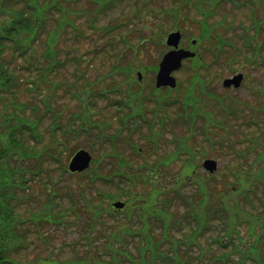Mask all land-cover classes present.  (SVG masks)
Masks as SVG:
<instances>
[{
  "label": "trees",
  "instance_id": "obj_1",
  "mask_svg": "<svg viewBox=\"0 0 264 264\" xmlns=\"http://www.w3.org/2000/svg\"><path fill=\"white\" fill-rule=\"evenodd\" d=\"M79 1L0 3V17L5 16L0 20V264H203L205 261L246 264L247 259L264 264V165L255 171L242 170L240 165L228 166L227 176L234 175L236 179H218L214 173H204L197 167V160L210 151H196L193 141L199 131L206 135L205 141L216 146L211 135L213 128L227 127L231 118L248 117L242 114L244 108L228 104L223 95L211 91V72L214 64L224 63L231 69L236 64L243 66L242 59L264 65V14L256 13L259 4L264 6V0H173V4L163 5L158 11L148 3L144 6L135 3L137 16L146 6L148 12L162 20L158 30L149 26L148 35L144 27L127 35L128 20L99 23L103 13L128 0H89L93 9L78 7ZM238 6L250 7L249 22L228 21L229 13L223 12ZM193 9L198 16L191 19L199 27L195 47L208 42L214 58L206 60L199 54L194 58L189 66L192 75L183 92L185 101L173 94L178 86L141 87L134 76L138 65L126 55L143 54L150 44L165 45L161 25L172 19L169 29L181 26V15L184 13L183 19L188 20ZM79 17L83 18L80 23ZM211 17L215 22H211ZM84 24L95 35L86 33ZM135 31L138 41L129 39ZM86 37L93 38L98 50H105L104 46L116 49L111 67L94 79L82 69V61L83 56L98 50L82 51L77 44ZM66 39H70L68 46L64 44ZM20 57L29 60L28 65L18 63ZM71 61L76 62L73 64L77 80L72 84L70 79L56 77ZM143 67L146 72L151 70L147 65ZM81 76L87 77V81L79 83ZM22 87L33 100L20 99ZM59 89L67 90L79 107L66 117L53 104ZM200 90L206 91L207 96L201 97ZM260 96L262 99L264 94L261 92ZM108 99L113 101L110 105L119 113L121 125H113L98 106L99 100ZM176 104L178 111L170 112L169 107ZM259 106L264 110V101L247 108L254 111ZM123 108L129 113L122 112ZM156 116L160 118L159 136L168 125L184 126L185 143L179 145L185 155L183 170L160 173L148 168L146 172L142 171L143 164H132L133 171L122 172L125 159L120 157L108 175L102 172L105 157H96L94 172L78 173L89 181L74 190L71 184L63 183L66 174L74 175L67 172L64 163V153L71 144L87 138L100 151L97 139L103 148L109 141L115 145L121 137L133 138L134 134L143 133L146 123L151 125L144 136L148 139ZM252 121L264 123V114L248 122ZM108 127H114L115 131L108 133ZM253 143L251 138L249 150L254 148ZM245 156L246 151L242 157ZM260 160H264V144L255 156L254 166ZM57 169L61 172L54 178L52 171ZM37 179L42 182L44 197L32 193L31 185ZM99 184H115L118 188L116 192H101ZM121 197L128 204L135 201L132 208L125 210L122 220L110 203ZM49 225L75 235L54 250L49 238L55 235L44 231ZM245 225L248 226L245 231L253 237L246 246ZM257 226L263 230L258 231ZM41 229L45 233L38 237L50 251L39 253L33 260L20 258L34 243L29 240L30 232ZM209 236L211 245L231 248L236 256L230 257V251L213 252L204 242Z\"/></svg>",
  "mask_w": 264,
  "mask_h": 264
},
{
  "label": "rangeland",
  "instance_id": "obj_2",
  "mask_svg": "<svg viewBox=\"0 0 264 264\" xmlns=\"http://www.w3.org/2000/svg\"><path fill=\"white\" fill-rule=\"evenodd\" d=\"M0 3H4V0H0ZM138 4L141 6L146 5V3H148L149 5L155 7V11H158L161 6L163 5H170L173 4L174 1L173 0H128V1H123L122 3L116 5L113 9H110L109 11H107L106 13H103L100 17H99V23L102 24H106L108 22H115V21H119V20H128L127 25L125 23V27H126V34L129 35L130 31L132 30H138L140 27H144L142 29H144L145 31V35H148L150 33V25H154L156 27V29H159L158 23L161 22L162 20H159L158 18H156V16H154L153 12H148V7L145 6L144 11L139 14L138 16L135 14V5L134 4ZM231 5V4H230ZM232 6V5H231ZM78 7L81 8H91L93 9V5L90 4L89 0H80L78 2ZM234 7V6H233ZM231 8V10L228 11H224L229 13V17H228V21L231 20H235L237 23H239L240 21L244 20L246 22H249L250 20V12L251 9L249 8H243V7H236ZM194 11H188V13L190 12V14H188V20H184L183 16L184 13L181 15V19H180V25L182 26H187V28H185V32H184V36L182 39V44L186 47H190V45H197L196 43H192L190 42L191 39H193V37H196L197 35H199V27L198 25H196L195 20H192L191 18L194 16H198L197 15V11L195 9H193ZM187 11V10H186ZM256 13L258 16H261L262 14H264V6L263 4H259L257 6V10ZM151 14V15H150ZM217 15V14H216ZM214 15V17L216 16ZM5 16L0 17V20H2V18ZM214 17H211V22H215L214 21ZM218 18L219 15H217ZM167 20V18L165 19ZM172 19L167 20L166 22H164V24L161 25L162 29L164 30V37L163 39L166 40V35L167 33L170 31L168 30L169 27H171V22ZM83 18H78V22H82ZM239 25V24H238ZM236 27L237 32L240 31V26ZM122 28L123 30L125 29ZM173 27H176L173 25ZM84 28H85V32L89 33V35H95L94 33L91 32V29H88L87 24H84ZM175 29V28H173ZM231 31H233L232 28H230ZM161 31V30H159ZM136 35V31L132 36H129V39H132L134 41H138L135 38ZM142 36V35H140ZM109 37V35H107L106 37L101 38L100 42H102L103 40L105 41L107 38ZM143 37V36H142ZM262 38V36L260 37V39ZM69 41V42H68ZM68 42V43H66ZM70 43V39H66L64 41V44H66L68 46V44ZM78 46L82 49V51H89L91 49H97L96 48V42L93 40L92 37H86V38H81V41H77ZM201 44V43H200ZM242 44V42L240 43V45ZM121 46V45H120ZM119 46V47H120ZM243 46V45H241ZM106 49L105 50H98L96 53H89L86 56H83L84 60L82 61V69H86L87 73L90 74V78L94 79L97 77V74L101 73V72H106L110 67H111V63H112V59L114 58V54L116 53V49L113 48L112 46H105ZM104 48V47H103ZM197 50L200 51V56H203L204 59L206 60H212L214 58V55L210 52L213 51V47L211 44H209L208 42H204L203 45H201L200 47L196 48ZM228 51H231L232 49L228 48ZM244 49V48H243ZM167 50V46L160 44L158 47L157 45H152L150 44V46L148 47L147 51L144 52L143 54H136V53H128L126 55L128 60H133L139 67L141 70V80H139L141 82V87H145L147 89H149L153 84H154V73L152 71H148L145 72L144 71V67L143 65H147L148 67L151 68L152 65L157 64L159 62V60L162 57V54ZM227 51V52H228ZM62 55H64V53H62ZM83 55V53H82ZM91 56V57H90ZM224 58H229L224 57ZM18 63H24V60L22 58L18 59ZM244 65L242 66L241 64H236V69L235 72L238 71H242V72H246L247 74L249 73V75H247L246 79L244 80L242 86H240L239 88H235V87H231V88H226L223 85V79L225 77L231 76L233 75V73H235L234 71H232L231 68L227 67L224 63L223 64H214L215 67L212 70V79H211V87L212 89L216 90V92H222L224 93V97H225V101H227L228 104H232L234 107H238V108H244L242 109V114L248 116L246 118H238V119H234L231 118L229 120L228 126L225 128H213L212 130V138L216 144V146H212L210 145L207 141H205V137L206 135L202 134L201 132L198 131V135L196 138H194V148H196V151L199 150H203V149H209L210 153L207 154L205 157L211 156L215 159L218 160V168L216 169V171L214 172V174L216 175V178L218 179H222V180H226V179H232V181L234 179H236V177L234 175H228L227 172H229L228 170V166H231V168H237V166L240 165V168L242 170H246V169H252V171L257 168V167H261L264 165V160H260L256 163V165L254 166V159L255 156H258V154H260L261 152V147L264 144V123L262 121H252V122H248L251 118H255V119H259L263 116L264 114V110L262 109V107L259 106V109H257V107H255V110L253 111L252 109L247 108V105H253L258 101H264V97L261 99L260 93L262 92L264 94V67L263 66H259L258 65H253L250 64L248 62H245L244 59H242ZM76 64L75 61H71L69 63H66L62 68L61 71L56 74V77L58 79L63 78V79H70V84H72V82H77L76 78H75V70L76 68L74 67V64ZM143 63V64H142ZM189 64L190 61L188 62ZM222 63V62H221ZM213 65V66H214ZM138 70V69H137ZM221 72V73H217V72ZM216 72V73H215ZM174 74L178 77V80H180L181 84L186 87V85L188 84V81L191 77V73H190V69L188 67L181 69L178 72H174ZM216 74V75H214ZM137 76V73L135 74ZM210 76V74H208ZM27 76H32V75H27ZM140 78V77H139ZM81 80H86L87 81V77L85 76H81L79 83H82ZM67 81L64 80L63 82V86H66ZM107 85V83H106ZM105 86V84L103 85ZM253 88V89H252ZM47 91L44 90V93H46ZM200 94L203 96L204 93L200 92ZM259 94V95H258ZM19 97L22 100H33L32 97H28L27 96V92L24 91V88L22 87V90L19 93ZM185 96H183L182 93V98H184ZM186 98V97H185ZM227 99V100H226ZM191 100V99H190ZM99 107L102 108L103 113L108 114V116H115L117 115L115 112V108L114 107H110L107 108L108 104H111V102L109 100H99ZM253 103V104H252ZM53 104L55 105V107L58 109V111L63 112L64 117L68 116L70 113L74 112L76 109H78L79 107L77 106L76 100L73 99L72 95L67 92V90L65 89H59L58 90V94L56 95V97L54 98V102ZM151 106H153L151 104ZM173 109V107L171 108ZM100 111V110H99ZM172 110H170L171 112ZM250 112H254L252 114H250ZM148 116H150L149 113H147ZM249 119L244 121V119ZM47 123V121H46ZM156 126H158V123H156ZM173 126L168 125V129L164 130V139H162L160 146L157 148L155 146L154 149H156V151H154V149L151 147V144L149 142H145L144 139H142L140 136H136V140L140 143V145H142L144 147V151L142 152H135L134 151V147L127 143V142H122V147L121 150L125 153L126 159L130 160L131 163L133 164H141L144 162H148L150 165V168L154 171V172H160V173H164V172H180L181 170H183L184 167V159L185 157L181 155L178 156L177 158H173V156L178 155L180 152V149L178 147L177 144L181 143V139L177 138L176 139V133L175 131L172 130ZM175 130L180 133V134H184V126L182 125H176L175 126ZM172 132L174 137H171L170 132ZM253 138V145L254 148L249 150L248 149V144L250 142V139ZM82 139H79V141L77 142L78 144L72 145L74 146V148H78L79 145L85 144L87 141H81ZM98 142V139H97ZM222 142H224V144L222 145ZM147 143H149L147 145ZM234 143V144H233ZM108 146H114L113 144H109ZM107 147L101 149V153L100 151H98L97 154H99V157L103 156L102 154L106 153L107 151ZM93 154H94V158L97 157V155L95 154L96 151L93 150L91 148ZM95 151V152H94ZM159 151V152H158ZM246 151V156L243 158V152ZM111 152V151H110ZM157 153V154H156ZM71 155H66L65 159L67 161H69ZM109 156V155H107ZM106 159H108V164H110V167H112V162L116 160L115 157H107ZM156 159L155 162H153ZM203 159L204 157H201L200 159L197 160V163L199 164L200 169L202 170V172H209V171H205L204 167H203ZM169 162V164L167 166L163 165V164H167ZM98 164V163H96ZM101 165V164H99ZM116 166V165H115ZM55 167V166H54ZM111 168H109L110 170ZM94 172V170H91ZM108 170L103 169L102 172H106ZM55 174L54 178H57L58 176V172H61L59 170H55L52 171ZM90 179L87 177H80L79 175H66L63 178V183H65L66 185L71 184L70 186L72 187V189H77L81 183H86V181H89ZM223 182V181H222ZM73 185V186H72ZM99 187H101V192L104 190L106 192L111 193V191L116 192L117 188L115 184L113 185H101L99 184ZM31 190L33 195H37V194H42V197H44V193H42L44 191L42 182L40 180H36V182L34 181L32 183L31 186ZM94 190V189H92ZM124 199V198H121ZM38 202V201H37ZM135 201H132L131 203H129V205L122 211L119 210H115V212H117V217H120V220H122V218H124V214H125V210L131 206L132 208V203ZM26 209H24L25 211ZM184 210V209H183ZM190 228V227H189ZM248 228L247 225H245V227H243V236H244V240H246L245 242V246L249 243V241H252L251 236L248 235V233L245 231V229ZM257 230L258 231H262L263 229L259 226H257ZM49 231L51 233V235H55L52 236L50 239V244L53 247L54 250H56L57 248H59L61 246V242L65 241L66 238H71L73 235H75V233H72L71 236L69 234H67L66 232H64V230L62 228H59L58 226H52L49 225L46 227V229L44 230ZM45 232H43V230L41 229V231L39 232H35V231H31L30 235H29V240L33 241L34 243L31 244L30 247H28V250L24 251L23 253H21V256L19 255L20 258L22 259H28V260H33L39 253H43V254H47L50 249L48 248V245L45 244V242L41 241L39 239V234L42 233L44 234ZM183 233V232H182ZM204 242L206 243V245L213 250V252H218V254H223L227 251H230V257H234L236 256V252L233 251L231 248H225V247H218L215 243L211 245L212 239L211 236L209 237H205ZM264 248V247H263ZM196 253H198V251H196ZM246 264H254L253 261L247 259ZM203 264H211L210 262L205 261ZM217 264H222L221 262L217 263ZM225 264H232L231 262L229 263H225Z\"/></svg>",
  "mask_w": 264,
  "mask_h": 264
},
{
  "label": "water",
  "instance_id": "obj_3",
  "mask_svg": "<svg viewBox=\"0 0 264 264\" xmlns=\"http://www.w3.org/2000/svg\"><path fill=\"white\" fill-rule=\"evenodd\" d=\"M181 31H173L170 32L167 38V43L170 45H174L175 48L166 52L163 56V59L160 62L159 70L157 72L156 82L158 86L161 85H171L175 86L177 81L176 77L172 75L173 70L179 68L182 64V60L185 57L193 56L195 52L190 49L178 48L179 41L181 39ZM243 79V73H239L234 75L231 78H227L225 80L226 85H231L234 83L236 86L240 85ZM92 155L87 149H80L76 152V154L72 157L69 168L73 171L76 170H84L89 167L91 163ZM204 165L206 168L210 170H214L217 168V161L215 159H206L204 161ZM116 207H123L125 202L122 200H117L114 202Z\"/></svg>",
  "mask_w": 264,
  "mask_h": 264
}]
</instances>
